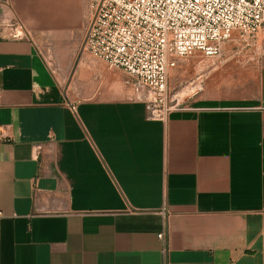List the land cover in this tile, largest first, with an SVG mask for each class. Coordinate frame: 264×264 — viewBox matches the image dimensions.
Instances as JSON below:
<instances>
[{
	"label": "crops",
	"instance_id": "obj_1",
	"mask_svg": "<svg viewBox=\"0 0 264 264\" xmlns=\"http://www.w3.org/2000/svg\"><path fill=\"white\" fill-rule=\"evenodd\" d=\"M88 8L0 0V264H264V36L179 61L153 117L123 70L89 53L63 83L41 52Z\"/></svg>",
	"mask_w": 264,
	"mask_h": 264
},
{
	"label": "built area",
	"instance_id": "obj_2",
	"mask_svg": "<svg viewBox=\"0 0 264 264\" xmlns=\"http://www.w3.org/2000/svg\"><path fill=\"white\" fill-rule=\"evenodd\" d=\"M90 8L84 50L127 73L153 117L179 106L168 81L181 58L217 57L226 41L250 44L264 30V0H90ZM163 216L167 223L166 209ZM158 237L165 241L166 232Z\"/></svg>",
	"mask_w": 264,
	"mask_h": 264
},
{
	"label": "rangeland",
	"instance_id": "obj_3",
	"mask_svg": "<svg viewBox=\"0 0 264 264\" xmlns=\"http://www.w3.org/2000/svg\"><path fill=\"white\" fill-rule=\"evenodd\" d=\"M67 1V0H66ZM87 5L90 7V0H86ZM71 13L63 16V51H47V46L41 51L49 61H53L60 56L63 59V83H67L75 71H80L82 65L86 62L85 55L89 52L84 50V38L86 33V27L88 21L92 18L91 8H88V14L81 15ZM77 22L79 24L77 25ZM20 25V23H18ZM22 24V23H21ZM260 37L264 36V30L259 34ZM257 39V38H256ZM256 41V40H255ZM245 43L240 40H230L223 44L222 51H254L255 43ZM189 58H181L179 61L187 63ZM96 62V61H94ZM177 68H175L176 70ZM175 70H170L169 81H168V92L171 98L174 97L179 91L180 98L184 97L187 92L181 88L187 83H179L177 77H175ZM185 78H188L187 73H183ZM184 78V79H185ZM175 99V98H174Z\"/></svg>",
	"mask_w": 264,
	"mask_h": 264
}]
</instances>
